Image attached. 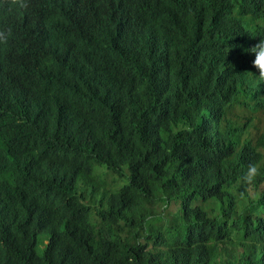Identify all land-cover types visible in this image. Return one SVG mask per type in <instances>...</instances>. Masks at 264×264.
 <instances>
[{"label":"clouds","instance_id":"9594fccd","mask_svg":"<svg viewBox=\"0 0 264 264\" xmlns=\"http://www.w3.org/2000/svg\"><path fill=\"white\" fill-rule=\"evenodd\" d=\"M230 3L238 23L229 29L228 41L236 46V51L227 52L230 62L223 60L228 74L211 77L218 70L214 63L211 64L208 70L202 71V88L197 91L193 66L198 49L190 39L198 28L213 21L221 0H0L3 16L0 43L10 38L9 28L13 23L20 27L14 34L22 33L21 38L36 42L39 50H28L22 56L18 49L2 53L0 48V115L43 113L45 107L54 102L50 93L37 86L36 78L25 84L15 77L18 60L24 61L35 75L46 74L48 79H60L55 92L64 106L71 109V117L87 115L90 119L88 125L80 127H108V143L116 144L128 154L129 163L119 172L95 164V173L102 175L97 194L90 197V187L81 190L97 206L101 190H105L104 184L110 190L129 183L133 159L129 153L138 146L137 133L146 124L151 111L159 103L182 102L189 97L190 104L180 107L174 125L184 129L194 121L205 128V133L199 138L193 133L172 137L170 162L174 173L184 184L195 186L205 195L208 188L187 177L200 154L210 160L222 156L229 161L225 187L230 202L237 207L254 208L259 218L248 227L253 232L244 242L246 246L236 245L227 238L226 232L234 229L228 216L220 211L212 219L184 221L180 228L193 240L219 236L220 241L212 250L228 255L224 264H264V208L262 212L256 209L258 200L264 201V0ZM242 3L247 6L251 19ZM85 5L90 11L87 18L77 16L81 22L75 20L67 24V16ZM187 19L191 26L184 23ZM87 25L90 30L92 27L99 30L97 37L89 40L84 31ZM237 30L239 34L233 38ZM165 31L172 38L164 37ZM62 32L68 34L62 45L73 50L69 55L74 60H80L70 61L75 66L71 77L66 76L69 73L66 53L57 57L49 55L53 41ZM97 70L116 78L133 79L132 101L125 108H114L110 113L86 97L89 91L85 80L87 73L95 74ZM27 93L28 99L25 98ZM8 103H12V110L23 112L5 110L4 104ZM133 113H137L138 118L130 123ZM225 116L230 117L235 127L247 128V133L240 138L232 130L222 132ZM0 129L8 131L0 132V147L5 158L1 159L10 170L1 182L0 226L3 227V217L7 213L14 214L13 226L3 227L7 236L20 247H28L37 238L36 250L41 254L49 244V233L53 235L56 230L42 220L48 202L46 197L50 193L56 199L69 197L80 168L73 155L58 152L51 145L65 133L64 130L59 135L54 131L44 143L17 128ZM18 132L28 134L25 136L32 140L31 148H25V137ZM40 150H46L45 154ZM55 158L65 159L56 179L50 182L45 167ZM106 173L112 174L111 181ZM203 196L193 202V208L201 205ZM164 219L158 212L146 218L145 226ZM238 248L243 250L240 257L236 256ZM106 252L94 241L89 245L88 256L76 257L74 264L90 263L91 255L101 257Z\"/></svg>","mask_w":264,"mask_h":264},{"label":"trees","instance_id":"16d2710c","mask_svg":"<svg viewBox=\"0 0 264 264\" xmlns=\"http://www.w3.org/2000/svg\"><path fill=\"white\" fill-rule=\"evenodd\" d=\"M221 1L222 4L216 10L213 21L198 28L190 39V43L198 49L193 66V81L197 91L202 88V71L208 70L211 64L214 63L218 69L211 77L227 76L226 63L223 60L230 62L231 58L227 52L236 51V46L228 40L229 29L236 27L238 23L236 12L230 2L238 0ZM242 6L251 19L247 6L243 3ZM89 14L88 5L79 7L67 16L66 22L73 24L75 20L80 21L77 16L84 19ZM1 18L3 16L0 13ZM184 23L191 26L190 19ZM19 28L11 23L10 38L7 42L0 43L2 53L11 48L18 49L22 56L28 50L39 52L36 42L21 38L22 33L14 34ZM84 31L90 40L98 36L99 30L94 27L90 30L87 25ZM126 33L129 34L127 31ZM238 34L239 30L233 38ZM67 35V32H62L55 38L49 55L57 57L66 53L69 63L67 67L69 73L66 76L71 77L75 66L70 61L80 60H74L69 55L73 50L71 48L67 50L62 45ZM163 36L172 38L168 31H165ZM17 62L15 77L25 84H30L36 78L37 86L50 93L54 102L49 107L46 106L43 113L37 111L24 114L23 111L12 110V103L4 104L5 110L22 114L0 115V128H17L44 143L54 131L59 135L64 130L65 133L51 145H54L58 152L73 155L80 169L69 197L56 199L51 193L46 197L48 202L44 206L42 220L56 230L53 235L49 233L50 241L42 255L36 250L37 238L32 240L28 247L15 244L3 228L13 226L11 219L14 220L15 216L7 213L3 217V227L0 226V264H74L76 257L88 256L89 245L94 241L107 252L101 257L91 255L90 263L87 264H224L228 255L223 251L212 250L215 243L220 241L219 236L193 240L180 228L184 221L189 219H212L218 211L225 213L231 220L234 231L226 232L227 238L236 245L246 246L244 242L248 241L253 232V229L248 227L257 221L259 215L248 205L237 207L230 202L225 187L229 161L222 156L210 160L203 154L199 155L187 179L207 187L209 191H206L205 195L195 186L184 184L172 169L170 162L172 137L180 133H193L199 138L205 133V128L194 121L184 129L174 125L180 107L190 104L189 97L182 102L159 103L151 111L146 124L137 133L138 146L129 153L133 156L129 183L110 190L106 189L104 184L105 190H101L102 196L97 200L100 205L96 203L97 207L81 190L90 187V197L97 194L102 175L95 173V164L119 172L129 163L128 154L126 155L116 144L108 143L106 136L108 127H87L89 129L80 127L88 125L90 119L87 115L71 117V109L64 106V102L55 92L60 79H48L46 74L35 75L24 61ZM245 62L246 57L243 56V63ZM87 74L85 80L89 84V91L86 97L103 110L111 113L114 108H125L132 101V78H116L98 70L95 74L90 72ZM25 98H29L28 93ZM137 118L138 114L133 113L129 122L134 123ZM221 130L224 133L232 130L240 138L248 131L247 128L235 127L229 116L224 117ZM0 132L8 131L0 129ZM18 133L25 137V148H31L32 140L26 139L28 134ZM40 151L45 154L46 150ZM0 158H4L1 147ZM64 159L55 158L48 161L45 172L50 182L56 179L58 168ZM0 160L1 200V182L8 177L10 170L2 159ZM202 196L201 205L193 208V202ZM41 199L44 200V197ZM263 208L264 201L258 200L256 209L262 212ZM158 212L165 218L164 221L149 223L146 227V218L155 216ZM262 239L264 240V235ZM242 253V249H236L237 257Z\"/></svg>","mask_w":264,"mask_h":264},{"label":"rangeland","instance_id":"374dc122","mask_svg":"<svg viewBox=\"0 0 264 264\" xmlns=\"http://www.w3.org/2000/svg\"><path fill=\"white\" fill-rule=\"evenodd\" d=\"M106 176H107L108 180L111 181V179H112V174H111V173H106ZM119 182H121V181H119Z\"/></svg>","mask_w":264,"mask_h":264},{"label":"bare ground","instance_id":"6f19581e","mask_svg":"<svg viewBox=\"0 0 264 264\" xmlns=\"http://www.w3.org/2000/svg\"><path fill=\"white\" fill-rule=\"evenodd\" d=\"M1 159V158H0ZM1 161V160H0ZM45 250H43V252H44ZM42 255V254H41Z\"/></svg>","mask_w":264,"mask_h":264}]
</instances>
